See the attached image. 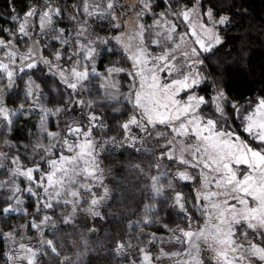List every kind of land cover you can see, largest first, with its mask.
Listing matches in <instances>:
<instances>
[{
  "label": "snow or ice",
  "instance_id": "1",
  "mask_svg": "<svg viewBox=\"0 0 264 264\" xmlns=\"http://www.w3.org/2000/svg\"><path fill=\"white\" fill-rule=\"evenodd\" d=\"M3 2L0 264H264V16Z\"/></svg>",
  "mask_w": 264,
  "mask_h": 264
},
{
  "label": "trees",
  "instance_id": "2",
  "mask_svg": "<svg viewBox=\"0 0 264 264\" xmlns=\"http://www.w3.org/2000/svg\"><path fill=\"white\" fill-rule=\"evenodd\" d=\"M248 4L251 5V10L257 18L264 16V0H247ZM5 7L3 0H0V8ZM252 47L254 51L253 62L255 64L264 63V36L255 34L252 37ZM244 77L242 75L237 76L233 79L234 87L244 88ZM252 85V81L248 82V86ZM247 94V93H245Z\"/></svg>",
  "mask_w": 264,
  "mask_h": 264
}]
</instances>
